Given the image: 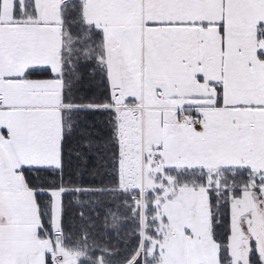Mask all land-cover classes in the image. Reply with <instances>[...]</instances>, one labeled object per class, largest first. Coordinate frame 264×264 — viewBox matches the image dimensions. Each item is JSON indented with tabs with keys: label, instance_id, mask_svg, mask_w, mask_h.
Masks as SVG:
<instances>
[{
	"label": "snow or ice",
	"instance_id": "6c2138e0",
	"mask_svg": "<svg viewBox=\"0 0 264 264\" xmlns=\"http://www.w3.org/2000/svg\"><path fill=\"white\" fill-rule=\"evenodd\" d=\"M0 264H264V0H0Z\"/></svg>",
	"mask_w": 264,
	"mask_h": 264
},
{
	"label": "trees",
	"instance_id": "16d2710c",
	"mask_svg": "<svg viewBox=\"0 0 264 264\" xmlns=\"http://www.w3.org/2000/svg\"><path fill=\"white\" fill-rule=\"evenodd\" d=\"M102 127V126H101ZM101 211L103 212V211H107V209H101ZM112 211L113 212H115L116 211V209H115V207L112 209ZM102 219H103V217H101V221H98L97 223L99 224V223H101L102 222ZM106 239H107V237H105ZM115 242V241H114Z\"/></svg>",
	"mask_w": 264,
	"mask_h": 264
}]
</instances>
